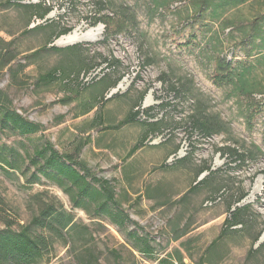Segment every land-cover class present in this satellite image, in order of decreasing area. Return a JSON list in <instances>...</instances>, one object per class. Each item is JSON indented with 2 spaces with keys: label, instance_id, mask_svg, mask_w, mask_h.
Masks as SVG:
<instances>
[{
  "label": "rangeland",
  "instance_id": "rangeland-1",
  "mask_svg": "<svg viewBox=\"0 0 264 264\" xmlns=\"http://www.w3.org/2000/svg\"><path fill=\"white\" fill-rule=\"evenodd\" d=\"M40 1L53 8L43 20L19 6L38 0H0V109L42 126L26 136L0 127V231L28 226L45 203L76 227L52 239L38 264H199L202 256L203 264H264V50L246 36L264 0L216 1L203 11L193 0ZM103 16L108 32L92 24ZM63 28L101 35L62 46L64 36L55 35ZM214 56L231 64V83H212ZM195 116L219 120V132L204 136ZM47 143L109 182L124 225L96 210L101 196L76 201L67 182L37 172L34 151ZM228 147L249 151V159L233 163ZM204 165L217 171L216 195L214 183L191 191ZM241 192L247 228L211 246ZM138 237L148 240L150 256L138 251Z\"/></svg>",
  "mask_w": 264,
  "mask_h": 264
},
{
  "label": "trees",
  "instance_id": "trees-1",
  "mask_svg": "<svg viewBox=\"0 0 264 264\" xmlns=\"http://www.w3.org/2000/svg\"><path fill=\"white\" fill-rule=\"evenodd\" d=\"M216 1H222L225 4L239 5L250 0H193L198 10L202 11L214 7L218 3ZM99 5L100 11L104 9L103 4L99 2ZM19 6L30 11L31 15L39 20L45 19L53 9L51 6H46L45 3L40 0H38L37 3L21 4ZM112 16L119 17L127 25L130 24L127 16L123 13H114ZM97 23L104 26L105 32L110 30V20L108 17L103 16L102 18H97L92 24L96 25ZM70 31L69 28H63L56 33L55 37L65 36L69 34ZM246 36L250 41L249 43L252 44L253 49L258 48L264 50V13L256 18ZM52 49L55 51L58 50L53 47ZM212 61L214 64V70L211 76L212 83L216 86L231 83V64L226 61H220L216 56L213 57ZM102 63L106 66L111 65L105 62V60H102ZM57 73L56 76L58 75ZM48 76L51 80L55 79V74L54 76ZM118 81L119 78L113 81L108 88H114ZM171 89L175 88L172 87ZM144 96L145 94H142L140 100H142ZM138 114V111L134 112L129 118L125 119L122 124L134 121ZM147 125L149 127H157L158 123L154 122ZM220 125L221 122L214 117L195 116L193 118L194 128L202 132L204 136L217 134ZM0 127L7 128L20 136L35 134L42 129L41 125L26 120L7 106H3L0 109ZM141 144L142 143L134 146L130 153H134ZM226 150L233 163L238 162L240 164L249 159L250 152L245 149L239 151V149L228 147ZM39 160H41V164L38 165L37 172L48 180L58 179L57 181L67 182L70 187L74 189V200L92 201L96 197L101 196L103 201L96 205L97 211L108 214L113 222L119 226L124 225V223L128 221V216L123 214L119 208L116 211L112 210L113 207L115 208L118 205V202L114 198V192L109 182L93 176L84 163L77 161L72 155L59 154L49 143L34 151L32 163L38 164ZM177 161L181 162L182 159ZM4 163L7 167L13 169L10 161H5ZM203 173H206V175L201 180L197 181V178ZM216 175V170H211L210 166L204 165L197 171L191 191H199L203 188H208L214 183L215 185L212 192L216 195L221 191L222 187L219 182H215ZM92 183L96 184L98 187L93 188ZM245 197L246 194L241 192L237 198L226 205L227 217L223 221L217 239L212 242L211 246L217 241L227 237L229 234L238 231V227H240L241 231L247 228L248 221L245 215L249 212L250 206L238 205ZM31 227L44 231L48 236L44 234L33 235L30 232ZM75 227L76 225L73 223L72 216L67 214L61 207L55 208L52 204L44 203L39 208L37 215L31 219L28 226L21 227L19 231H13L10 227L0 231V263L38 264L43 256L50 251L53 242L52 239L61 238L65 230H73ZM260 235L261 232L256 234L252 242L256 243ZM137 239L138 251L144 255L150 256L153 252V248L149 245L148 240L143 237H138ZM263 244L264 243L259 246ZM162 261L163 260H160L159 263L161 264ZM203 262L204 257L202 256L199 264H203ZM178 264H183L180 259L178 260Z\"/></svg>",
  "mask_w": 264,
  "mask_h": 264
},
{
  "label": "bare ground",
  "instance_id": "bare-ground-1",
  "mask_svg": "<svg viewBox=\"0 0 264 264\" xmlns=\"http://www.w3.org/2000/svg\"><path fill=\"white\" fill-rule=\"evenodd\" d=\"M100 35H101V32L98 28L90 30L86 35H82V36H80L76 32H73L59 39L57 41V44L65 46V45L72 44V43H75L77 41L84 40V39L97 40L100 38Z\"/></svg>",
  "mask_w": 264,
  "mask_h": 264
},
{
  "label": "water",
  "instance_id": "water-1",
  "mask_svg": "<svg viewBox=\"0 0 264 264\" xmlns=\"http://www.w3.org/2000/svg\"><path fill=\"white\" fill-rule=\"evenodd\" d=\"M204 176H202L201 178H200V180L203 178Z\"/></svg>",
  "mask_w": 264,
  "mask_h": 264
}]
</instances>
